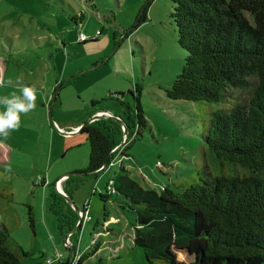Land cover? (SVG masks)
Returning <instances> with one entry per match:
<instances>
[{"label":"rangeland","instance_id":"obj_1","mask_svg":"<svg viewBox=\"0 0 264 264\" xmlns=\"http://www.w3.org/2000/svg\"><path fill=\"white\" fill-rule=\"evenodd\" d=\"M174 6L173 0H0V100L13 93L24 99V86L36 89V108L20 113L19 129L0 137V193L13 194L12 200L0 196V222L31 255L24 264H47L58 253L72 264V249L64 246L69 233L60 230L52 200L60 177L86 170L90 147L84 135L66 142L56 125L88 123L92 101L127 119L112 95L125 94L123 101L133 107L129 92L137 88L146 126L127 156L120 152L104 172L71 177V199L79 210L88 203L93 219L73 231L77 259L100 246L85 264H149L131 240L135 213L110 186L121 165L143 189L156 192L198 182L206 159L219 173L202 138L212 106L166 94L188 55L178 43ZM79 32L96 41L80 43Z\"/></svg>","mask_w":264,"mask_h":264},{"label":"trees","instance_id":"obj_2","mask_svg":"<svg viewBox=\"0 0 264 264\" xmlns=\"http://www.w3.org/2000/svg\"><path fill=\"white\" fill-rule=\"evenodd\" d=\"M173 3L178 43L188 55L166 94L172 101L212 106L208 121L203 122L202 138L219 173L211 171L206 159L198 170V182L156 192L143 189L121 165L112 179V190L135 213L131 240L149 264H264V0ZM56 92L57 88L53 96ZM129 93L133 107L123 101L125 94L112 95L127 116L123 119L128 132L123 147L122 126L113 118L80 130L90 147L82 174L104 172L120 152L127 156L142 138L146 119L141 91L136 88ZM117 147L121 149L115 151ZM71 181L68 178L63 188L70 198ZM0 196L13 199V194ZM52 201L51 210L62 233L65 228L67 234L80 231L83 223L78 226V214L58 191ZM64 207L69 210L66 214ZM28 212L34 227L31 207ZM73 246L76 257L72 264H85L100 250L96 245L77 259L76 244ZM30 256L12 241L10 229L0 222V264H24L23 259Z\"/></svg>","mask_w":264,"mask_h":264},{"label":"clouds","instance_id":"obj_3","mask_svg":"<svg viewBox=\"0 0 264 264\" xmlns=\"http://www.w3.org/2000/svg\"><path fill=\"white\" fill-rule=\"evenodd\" d=\"M11 84V81H8ZM0 86H3L0 84ZM24 99L15 93L11 98L0 100L5 110L0 111V137H7L9 130H18L21 125L20 113L27 114L36 108V89L31 86L22 88Z\"/></svg>","mask_w":264,"mask_h":264},{"label":"built area","instance_id":"obj_4","mask_svg":"<svg viewBox=\"0 0 264 264\" xmlns=\"http://www.w3.org/2000/svg\"><path fill=\"white\" fill-rule=\"evenodd\" d=\"M99 35V32H97V34H96V36H98ZM94 38H96V37H94ZM88 40H90L87 36H85L84 34H82V33H80V41L81 42H86V41H88ZM56 127L58 128V126L56 125ZM58 130H59V132L62 134V133H64V135L66 134V135H73V134H75V133H77L78 131H79V128L78 129H73V130H71V131H69V132H65L64 130H62V129H59L58 128ZM126 142V141H125ZM124 142V143H125ZM123 143V144H124ZM119 149V147H117L116 149H115V151H117ZM63 182H65V180H63V179H61V180H59L58 182H57V184H56V188L58 189V186L59 185H61V187H62V184H63ZM110 186H111V188H112V186H113V182L111 181V183H110ZM59 190V189H58ZM60 191V190H59ZM60 192H62V190L60 191ZM114 192V191H113ZM88 203H86L85 204V206L83 207V209L82 210H79L78 211V217H79V223H78V226L81 224V223H84V222H86V223H89V222H91L92 221V218H91V215L89 214V212H88V210H87V208H88ZM81 221V222H80ZM72 237H73V232H71V233H69L66 237H65V240H64V246L66 247V248H68V249H72L74 246H73V243H72ZM62 259H63V255L62 254H60V253H58V254H56V256H55V258L53 259V260H51V258H49L48 260H47V264H56V263H60V262H62Z\"/></svg>","mask_w":264,"mask_h":264},{"label":"crops","instance_id":"obj_5","mask_svg":"<svg viewBox=\"0 0 264 264\" xmlns=\"http://www.w3.org/2000/svg\"><path fill=\"white\" fill-rule=\"evenodd\" d=\"M80 33H82V32H79V39H80ZM82 34H83V33H82ZM88 42H89V40H88ZM88 42L86 41L85 43H88ZM80 43L85 44V43H83V42H81V41H80ZM94 66H96V64H95ZM77 79H79L78 76L70 78L69 81H68V82H70V83H68V84L73 83V82L76 81ZM55 89H56V88H55ZM55 89L53 90V94H54ZM52 99L54 100V96H53ZM92 102H96V101H92ZM99 105H100V103L97 104V105H92V103H91V107H92L91 110L93 111V113L91 114V117H92V116L94 117L95 115H98V114L102 113L104 119H106V118H114V117H118V118H120V119L123 120V117H122L121 115H115V114H114L112 111H110V110L98 109V108H99ZM49 114H50V113H49ZM93 117H92V118H93ZM50 118H51V117H50ZM90 120H91V119H90ZM102 120H103V119H102ZM82 125H83V124H80V125H77V126H73L72 129H68V128H70V127H61V126H58V125H57V126H58L59 129H62V130H64L65 132H69V131H71V130H73V129H78V128H79V130H80V128L82 127ZM77 134L80 135V132L78 131L77 133H75V134H73V135H64V136L67 137L66 142L75 140L76 137H75V138H70V137H74V136H76ZM62 135H63V134H62ZM124 135H125V134H124ZM128 171H129V170H128ZM79 174H82V173H79ZM65 176H67V175H64V176L60 177V178L56 181V184H57V182H58L59 180H61V179L66 180V177H65ZM64 186H65V182H63V184H62V189L64 188ZM132 238H133V237H132ZM72 263H74V262H72Z\"/></svg>","mask_w":264,"mask_h":264},{"label":"water","instance_id":"obj_6","mask_svg":"<svg viewBox=\"0 0 264 264\" xmlns=\"http://www.w3.org/2000/svg\"><path fill=\"white\" fill-rule=\"evenodd\" d=\"M56 100V97L54 98V101ZM50 117H51V120H53V116H52V107H51V109H50ZM103 118V116H98V115H95L88 123H86V124H84L82 127H84L85 125H88V124H90V123H92V122H95V121H99V120H101ZM116 122H118L121 126H122V128H124L125 130H124V134H125V136H127L128 135V132H127V130H126V127H125V122H124V120H122V119H120V118H118V117H114L113 118ZM82 127L80 128V130L82 129ZM80 130H79V132H80ZM63 135H64V133H62ZM66 135V134H65ZM106 167V166H105ZM88 175H91V174H70V175H67V176H65L66 178L68 177V178H71V177H73V176H88ZM57 189V188H56ZM57 191L65 198V201L67 202V204H69L73 209H74V211L76 212V214H78V211H79V209L76 207V205L74 204V202H73V200L70 198V197H68L64 192H60L58 189H57ZM81 222V221H80ZM72 250H73V259H72V262L74 261V259H75V257H76V252L74 251V249L72 248Z\"/></svg>","mask_w":264,"mask_h":264},{"label":"bare ground","instance_id":"obj_7","mask_svg":"<svg viewBox=\"0 0 264 264\" xmlns=\"http://www.w3.org/2000/svg\"><path fill=\"white\" fill-rule=\"evenodd\" d=\"M98 116H101L100 114H98ZM58 189H59V186H58ZM61 191V190H60ZM63 192V191H62Z\"/></svg>","mask_w":264,"mask_h":264}]
</instances>
